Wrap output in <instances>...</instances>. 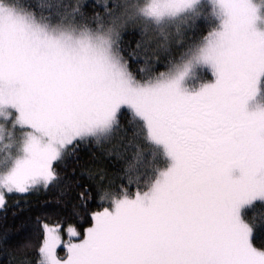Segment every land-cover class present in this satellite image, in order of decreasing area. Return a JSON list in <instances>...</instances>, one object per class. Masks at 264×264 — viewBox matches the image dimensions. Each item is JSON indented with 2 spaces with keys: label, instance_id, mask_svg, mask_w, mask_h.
<instances>
[{
  "label": "snow or ice",
  "instance_id": "1",
  "mask_svg": "<svg viewBox=\"0 0 264 264\" xmlns=\"http://www.w3.org/2000/svg\"><path fill=\"white\" fill-rule=\"evenodd\" d=\"M256 202L264 0H0L7 264H264Z\"/></svg>",
  "mask_w": 264,
  "mask_h": 264
},
{
  "label": "trees",
  "instance_id": "2",
  "mask_svg": "<svg viewBox=\"0 0 264 264\" xmlns=\"http://www.w3.org/2000/svg\"><path fill=\"white\" fill-rule=\"evenodd\" d=\"M160 70H163L162 67ZM125 114H127L125 110ZM132 192L134 194L135 192V187L132 188ZM55 195L54 191L51 192H43L41 191L40 193H33L29 196V200L33 202H44L51 197ZM21 203H23V200H21ZM245 213L248 217H253L257 220H259L261 217H264V204L260 202H256L253 206L247 208L245 210ZM9 219L11 221V212H9ZM83 227H87V224H83ZM82 231V228H81ZM255 240L257 245L264 243V228L257 227L256 229V234H255ZM0 264H7V258L6 257H0Z\"/></svg>",
  "mask_w": 264,
  "mask_h": 264
},
{
  "label": "rangeland",
  "instance_id": "3",
  "mask_svg": "<svg viewBox=\"0 0 264 264\" xmlns=\"http://www.w3.org/2000/svg\"><path fill=\"white\" fill-rule=\"evenodd\" d=\"M257 2H260V0H257ZM64 239H65L66 241L69 239V237L67 236V234L64 235ZM60 254H61V255L64 254V252H63L62 249L60 250Z\"/></svg>",
  "mask_w": 264,
  "mask_h": 264
}]
</instances>
